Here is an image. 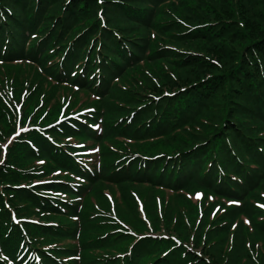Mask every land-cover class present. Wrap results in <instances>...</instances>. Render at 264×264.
<instances>
[{
	"label": "trees",
	"instance_id": "1",
	"mask_svg": "<svg viewBox=\"0 0 264 264\" xmlns=\"http://www.w3.org/2000/svg\"><path fill=\"white\" fill-rule=\"evenodd\" d=\"M0 70V264H264V0H0ZM102 183L130 191L95 221L72 188Z\"/></svg>",
	"mask_w": 264,
	"mask_h": 264
},
{
	"label": "rangeland",
	"instance_id": "2",
	"mask_svg": "<svg viewBox=\"0 0 264 264\" xmlns=\"http://www.w3.org/2000/svg\"><path fill=\"white\" fill-rule=\"evenodd\" d=\"M5 73H6V71L0 70V78H3ZM20 87H21L20 84L16 83V84L11 85L8 82V80H6L5 84H3L1 86V90L2 91L0 90L1 91L0 94H2L3 99L6 102H8L9 104H11L13 106V110L15 111V113H13V117H14L13 122L15 124L14 129L16 131H18L21 128V122L19 121L20 120L19 117L23 114V107H24V105L27 106V102H28V99H27V96H26V93H25L26 90H24L25 88L20 89ZM69 100L72 101L71 98H69ZM66 101H67V99H66ZM66 101H65V104H68V103H66ZM63 110H64V106L60 110V113H59L60 115H59L58 119L61 117V113L64 114ZM0 128H5V127L2 124H0ZM11 136L12 135H10L8 138H6L4 140L0 139V143L2 144L3 148H6V145L10 141ZM98 151H99V149H98ZM76 182L79 184L78 181H76ZM195 189H193V190H195ZM125 191L128 192L130 190H129V188L125 189V190L123 188H114V187H111V186H109L107 184H103V183L100 184V185L98 184L96 186L89 187L86 190H83L82 187H73L72 188V192H74V194L79 196L77 199L79 200V202H81V205L83 207V209H82L83 214L84 213L88 214V217L89 218H94L95 221H99V220L97 218H95L94 215L95 214H100V213H98V211H92L94 209V207L96 205L97 206L100 205L103 201H105V199L106 200L109 199L110 201L114 202V196L122 195V194L125 193ZM99 193L102 196L101 195L99 196ZM186 198L191 200L192 203L188 204V208L186 206H183V210H188L193 215H194V212H196V216L198 218L196 217V219H194L190 215L181 216L180 218L183 221H189L190 223L194 222V223H196V225H197V223L198 224L199 223L205 224V221L208 222L207 219H208L209 214L211 213V211H212V216H214V215L218 214L219 212H221V209H220L221 202L216 201L215 198L213 197V195H210V194L207 195L204 192V190L198 189V190H196L193 193L192 192H188V194L186 195ZM263 199H264V192H263ZM141 202L143 203V201H141ZM209 203H212L211 206H213V207L210 208L208 206V208H206V212H204V207L209 205ZM159 205H161V200H160V204ZM164 205H166L165 202H164ZM139 206H140V203H139ZM259 208L264 210V205L263 204H259ZM140 209L142 210L143 216L146 217L147 212H146L145 206L141 205ZM151 209L155 210V207L152 205ZM125 211L126 210L124 209V213H125ZM203 212H204V214H202ZM143 216H142V218H144ZM202 216H203V218L199 219ZM205 216H207V217H205ZM204 217H205V220H203ZM180 218H173L172 219V220H177V221H172L174 226L178 225L179 223H181ZM36 220L38 221L40 219L37 217ZM161 220L162 221L160 223H161L162 229H159V230H152L150 228H149L150 230H148V229H145L144 226H139V225L136 227L137 224L134 222V220L133 219H132V221L129 220V222L131 223L130 225L133 228V230L130 231V232H132V233L136 232L137 233L136 235H138V236L135 237V240L138 239V238L143 237V235H155V236L159 235L160 236V235L172 234V231H171L172 229H170L169 231L167 230L166 221H165L166 219L163 218ZM126 225H129V224H126ZM127 232L130 233L129 231H126V233ZM202 232H204V230L200 231L199 233H202ZM87 235L91 236L90 234H88V231H86V233H85V236H87ZM127 236H129V235H127ZM212 236L213 237H211L210 239H208V240H204L203 239L201 242L200 241L197 242L199 237L195 236L194 240H193V237H192L189 240H187L186 243H187V245H191L192 246V248L195 250V253H200L203 256L202 258H205V259L207 258V259L210 260V259H212V257H211L212 255L210 253L213 252V254H217L219 252L218 250L221 249V247H222V245L220 244L219 240H221L222 238L226 237V236H220L219 234H216V232L212 233ZM262 239L264 240V237H262ZM82 240L84 242V239L80 238V241H82ZM131 242L132 241H129L128 244H131ZM213 242H217V244L216 245H212ZM80 244H82V243H80ZM261 246H262V242H259V247H261ZM256 247H258V246H256ZM255 248H253V246L250 244L249 247H245V249H243L242 251L244 253H246V251L251 253V251H252V253H253ZM240 254H241V252H240ZM84 255H85V253H83V256ZM225 256H227L229 261H231L232 254L225 255ZM216 257H218V256H216ZM242 260H244V259H242Z\"/></svg>",
	"mask_w": 264,
	"mask_h": 264
}]
</instances>
